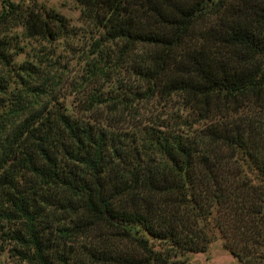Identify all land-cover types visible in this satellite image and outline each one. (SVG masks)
I'll return each instance as SVG.
<instances>
[{"label": "trees", "instance_id": "obj_1", "mask_svg": "<svg viewBox=\"0 0 264 264\" xmlns=\"http://www.w3.org/2000/svg\"><path fill=\"white\" fill-rule=\"evenodd\" d=\"M77 2V105L52 60L15 62L14 30L52 44L70 20L0 11V264H195L218 241L264 264V0Z\"/></svg>", "mask_w": 264, "mask_h": 264}, {"label": "rangeland", "instance_id": "obj_2", "mask_svg": "<svg viewBox=\"0 0 264 264\" xmlns=\"http://www.w3.org/2000/svg\"><path fill=\"white\" fill-rule=\"evenodd\" d=\"M19 5L22 14L31 9L41 11H55L64 15L70 20L71 25L77 29L75 37L65 38L55 43H48L41 39L27 40L23 37L24 29L14 30L17 41L20 43L17 51L19 56H15L16 64L32 62L39 64L43 69L46 68L48 59L54 62L55 68L52 73H57L59 77L55 81H47L49 89L54 90L53 95L57 101L72 103L86 98L90 93L91 86L81 84L86 76L87 58L90 44L94 35L89 34L87 26L81 21V7L77 0H0V11L5 2ZM19 87L21 85H18ZM1 264H14V260L3 256ZM195 264H241V262L226 252L223 242L218 241L213 244L206 254L192 255Z\"/></svg>", "mask_w": 264, "mask_h": 264}, {"label": "water", "instance_id": "obj_3", "mask_svg": "<svg viewBox=\"0 0 264 264\" xmlns=\"http://www.w3.org/2000/svg\"><path fill=\"white\" fill-rule=\"evenodd\" d=\"M32 2H36L37 0H31Z\"/></svg>", "mask_w": 264, "mask_h": 264}]
</instances>
